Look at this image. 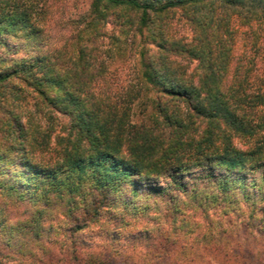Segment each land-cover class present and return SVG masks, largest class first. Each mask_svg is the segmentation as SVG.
<instances>
[{
	"label": "trees",
	"instance_id": "16d2710c",
	"mask_svg": "<svg viewBox=\"0 0 264 264\" xmlns=\"http://www.w3.org/2000/svg\"><path fill=\"white\" fill-rule=\"evenodd\" d=\"M178 10L190 39L170 33L165 18ZM109 12L130 43L137 40L140 80L155 91L142 105V111L151 106L147 121H132L135 95L117 102L96 92L105 62L90 48L77 46L68 61L40 46H33L35 54H18L13 39L35 40L41 29L30 8L0 0V231L3 243L23 256L42 252L48 263L61 260L40 235L45 209L55 201L80 224L129 202L125 225L136 207L130 192L174 191L163 200L169 205L163 218L175 221L180 197L194 226L171 222L154 237L140 227L135 234L144 235L147 247L156 238L165 246L195 239L212 207L247 222L264 210V0H91L93 35ZM24 87L47 118L55 111L68 119L64 134L55 136L53 161L36 159L53 130L13 104ZM162 177L165 184L158 183ZM84 245L69 240L61 264L104 263Z\"/></svg>",
	"mask_w": 264,
	"mask_h": 264
},
{
	"label": "rangeland",
	"instance_id": "374dc122",
	"mask_svg": "<svg viewBox=\"0 0 264 264\" xmlns=\"http://www.w3.org/2000/svg\"><path fill=\"white\" fill-rule=\"evenodd\" d=\"M15 1L22 8H30L33 11V16L41 29L35 40L13 39L19 47L18 54H35L37 49L33 46H40L41 53L60 55L62 58L64 55L68 61V58L75 57L77 46L84 45L90 48L89 55L94 54L105 62V69L96 76L99 83L96 92L117 102L135 95L136 99L131 105L132 121H147L145 114L150 112L151 106L147 105V109L142 111V105L146 99L148 101V97L154 96L155 91L144 89L139 75L138 55L135 53L138 49L137 40L135 43H130V38L128 39L130 33L122 32L117 15L109 12L106 23L104 22L102 28L98 29L100 34L93 35L95 30L91 24V0ZM165 20L168 22L171 34L183 39L191 38V28L179 10L170 11ZM55 49H58V52H55ZM195 63L191 62L190 67L192 68ZM13 82L19 84L17 80ZM19 93L20 99L13 100L14 105L18 104L17 110L32 114L34 118L32 121L53 130L51 144L45 148H37L36 154L39 155L36 159L53 161L58 157L59 151L55 136L64 134L63 128L68 119L55 111L50 113L52 118H47L46 108L41 109L42 106L28 93L27 87L20 89ZM11 97L8 98L9 102H12ZM250 176L256 175L250 173ZM166 180L162 177L158 183L165 184ZM169 194L175 195V192L168 191L164 196H158L147 195L143 191L137 193L138 197L130 192V202H136V207L132 209L125 225V221L120 220L125 219L124 211L130 207L127 205L129 202H119L112 214L108 209L103 210L97 222L88 221L80 224L79 220L74 221L67 217L65 203L55 201L45 209L40 235L45 245L48 243V246L49 244L52 246L53 259L61 260L48 263L47 256L42 252H39L38 257L34 252H29L30 255L25 256L19 254L11 244L3 243L2 229L0 264H61L62 253L71 239L83 242L84 250L91 254V259L105 257L103 264H140L146 256L152 258L151 264H264L263 209L258 210L256 216L247 222L243 217L239 219L231 213L223 215L224 210L212 207L208 211L210 219L203 218L198 221L200 234L195 239L185 244L165 246L163 241H157L156 238L150 241V247L145 246L147 241L144 235L135 234L140 227L154 230L150 234L154 237L160 233L156 232L158 229L167 230L174 225L178 229L187 230L194 226L192 219L191 221L186 219L188 207H184L183 199L180 197L177 198L176 204L181 210L176 214L175 221L172 222L170 219L165 221L163 213L167 212L169 205L163 200ZM73 210L71 211L74 212ZM192 213L190 212V215ZM171 222L174 224L172 225ZM113 228H117L116 233ZM31 241L34 244V240Z\"/></svg>",
	"mask_w": 264,
	"mask_h": 264
}]
</instances>
